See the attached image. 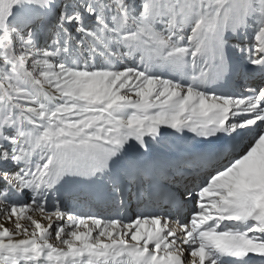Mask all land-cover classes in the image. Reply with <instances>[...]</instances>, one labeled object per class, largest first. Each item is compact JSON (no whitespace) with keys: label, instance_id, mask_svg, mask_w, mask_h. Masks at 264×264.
<instances>
[{"label":"snow or ice","instance_id":"1","mask_svg":"<svg viewBox=\"0 0 264 264\" xmlns=\"http://www.w3.org/2000/svg\"><path fill=\"white\" fill-rule=\"evenodd\" d=\"M0 264H264V0H0Z\"/></svg>","mask_w":264,"mask_h":264}]
</instances>
